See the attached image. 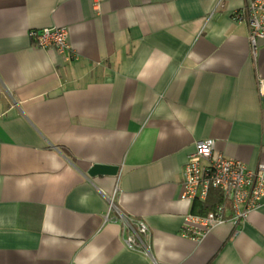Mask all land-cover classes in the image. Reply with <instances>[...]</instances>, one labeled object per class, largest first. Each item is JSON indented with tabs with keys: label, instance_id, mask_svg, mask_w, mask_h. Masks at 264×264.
Instances as JSON below:
<instances>
[{
	"label": "crops",
	"instance_id": "1",
	"mask_svg": "<svg viewBox=\"0 0 264 264\" xmlns=\"http://www.w3.org/2000/svg\"><path fill=\"white\" fill-rule=\"evenodd\" d=\"M247 2L0 0V264H264V199L181 235L195 142L264 164V39L233 19ZM46 28L66 30L65 53L33 46ZM117 214L148 228L149 256Z\"/></svg>",
	"mask_w": 264,
	"mask_h": 264
},
{
	"label": "built area",
	"instance_id": "2",
	"mask_svg": "<svg viewBox=\"0 0 264 264\" xmlns=\"http://www.w3.org/2000/svg\"><path fill=\"white\" fill-rule=\"evenodd\" d=\"M238 23H245L249 29V42L255 49L257 39H264V0H248L246 5L233 14ZM33 46L39 49L55 48L63 54L68 49L67 32L63 28L33 30L29 32ZM258 93L264 96V81L258 80ZM213 140L195 142L193 152L184 164L181 177L180 198L187 202L205 201L209 190L221 195L208 214H188L183 218L181 235L194 242L202 241L211 230L226 223L234 226L245 222L252 212L262 205L264 199V164L249 170L245 164L214 153ZM110 210L113 203L109 202ZM130 233L124 238L127 248L149 256L139 234H146L148 228L140 221L117 214ZM135 228V229H134Z\"/></svg>",
	"mask_w": 264,
	"mask_h": 264
},
{
	"label": "trees",
	"instance_id": "3",
	"mask_svg": "<svg viewBox=\"0 0 264 264\" xmlns=\"http://www.w3.org/2000/svg\"><path fill=\"white\" fill-rule=\"evenodd\" d=\"M220 201L221 195L219 192L209 190L205 201H193L191 214L204 216L212 211L213 207Z\"/></svg>",
	"mask_w": 264,
	"mask_h": 264
},
{
	"label": "water",
	"instance_id": "4",
	"mask_svg": "<svg viewBox=\"0 0 264 264\" xmlns=\"http://www.w3.org/2000/svg\"><path fill=\"white\" fill-rule=\"evenodd\" d=\"M118 173L117 167L105 166L95 164L93 165L90 170L88 171L87 175L89 177L95 176H116Z\"/></svg>",
	"mask_w": 264,
	"mask_h": 264
}]
</instances>
